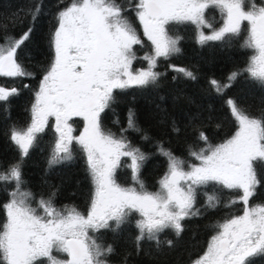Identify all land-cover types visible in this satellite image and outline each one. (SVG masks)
Instances as JSON below:
<instances>
[{"label": "snow or ice", "instance_id": "obj_1", "mask_svg": "<svg viewBox=\"0 0 264 264\" xmlns=\"http://www.w3.org/2000/svg\"><path fill=\"white\" fill-rule=\"evenodd\" d=\"M41 7L37 4L22 17H13V23L20 25L25 19L31 21L19 35L9 33L7 20L0 21V77L32 76L17 56L31 39ZM209 9L219 11V28L207 18ZM129 12L135 14L152 45L151 54L143 57L147 68L133 70L137 59L134 46L142 41ZM55 20L49 36L52 59L34 92L31 123L23 129L13 128L10 133L20 158L0 171V183L15 186L2 205L5 219L0 223V264H110L114 248L99 242L96 234L101 229L118 230L134 215L136 253L143 250L144 241L154 242L159 249L162 233L171 230L179 237L184 231L183 221L201 214L195 207L197 195L209 185L237 193L224 204L225 208L236 203H242L243 208L240 214L226 216L213 226L214 234L202 253L190 258V264H251L250 258L264 254V202L250 203L259 185L256 165L264 167V114L252 116L229 98L226 104L236 124L235 132L212 144L206 132L200 130L197 140L204 147L196 151L189 146L188 150L196 162L178 157L159 144L167 169L156 191H149L140 179V169L148 156L125 135L142 131L135 113L129 109L127 127L119 136L105 131L101 123V114L115 102V89L158 82L162 74L153 70L158 58L167 59L180 51L179 38L168 33V25L173 22L211 29L209 35L199 33L200 43L239 36L246 22L243 47L252 53L246 66L230 73L227 83L213 79L210 84L219 93L247 74L250 81L264 87V4L257 5L255 0H127L126 6L119 0H61ZM3 41H7L6 46ZM172 67L195 79L192 72ZM14 95H18L17 88L0 86V102ZM74 117L83 121L78 136L73 135ZM49 118L54 119L57 134L49 166L72 159L73 144L79 145L85 155L93 185L86 214L74 205L58 208L55 192L47 199L35 200L31 192L22 190L23 159ZM172 130L179 132L174 123ZM142 138L148 139L146 135ZM125 157L130 160L127 166L133 186H123L115 178ZM204 194L207 208L221 204L217 192ZM166 243L171 247L173 241Z\"/></svg>", "mask_w": 264, "mask_h": 264}, {"label": "trees", "instance_id": "obj_2", "mask_svg": "<svg viewBox=\"0 0 264 264\" xmlns=\"http://www.w3.org/2000/svg\"><path fill=\"white\" fill-rule=\"evenodd\" d=\"M63 2L67 3V0ZM119 2L127 6V0ZM255 2L257 5L264 4V0ZM37 4L42 7L34 22L31 39L22 46L17 56L18 61L32 76L0 77V86L18 89V95L10 97L6 102H0V171L7 169L20 158V152L11 141L10 133L13 128L23 129L31 123L34 92L52 59L49 36L55 27V16L61 4V0H0V21L7 20L9 33L14 31L16 35L27 29L31 21L25 19L23 25H20L13 23V17L18 14L22 17L24 12ZM128 15L142 41L141 45L134 46L137 59L133 61V70L147 68V61L143 57L151 54V42L144 36L135 14L129 12ZM206 16L214 27L219 28L222 25L218 10H206ZM200 32L209 35L211 29H198L190 22L170 23L168 33L179 38L180 51L167 59L158 58L153 69L162 74L158 82L142 87L133 85L126 89H115V102L101 114L102 128L119 136L121 129L127 127L129 109L135 113L137 126L142 131H128L125 135L133 146L148 156L140 169V179L149 191L158 189V181L167 169L166 158L158 151L159 144H163L164 148L178 157L196 162L189 157L188 150L189 146L196 151L204 147L203 142L197 140L200 130L206 132L212 144L222 142L235 132L236 124L226 104L229 98L234 99L239 107L252 116L259 117L264 114V87L250 81L247 74L239 76L230 87L219 93L210 84L213 79L225 84L230 73L246 66L252 54L251 50L243 47L247 35L246 22L242 25L239 36H229L224 40L200 43ZM2 43L6 46L7 41ZM172 66L192 72L195 79L187 78ZM173 123L179 129L178 133L172 130ZM75 127L79 128L77 122ZM56 135L51 121L43 132L36 134L34 145L22 162V190L31 192L35 200L41 197L47 199L55 192L54 203L58 208L74 205L86 214L93 185L85 155L79 145L73 144L72 159L50 167L49 159ZM144 135L148 139H143ZM128 164L130 160L122 158V165L115 173L116 180L123 186L134 184ZM256 167L259 185L257 194L250 200L251 204L264 202V167L260 164ZM14 187V184L0 183V223L5 219L2 205L9 200V193ZM205 191L217 192L221 197V204L214 209L207 208ZM236 195V192L221 189L218 185L200 189L195 207L201 214L183 221L184 231L179 237L171 230L162 233L159 249L154 242L144 241L143 250L136 253V215L118 230L101 229L96 235L99 242L104 245L111 244L114 248V253L109 257L110 264H190V258L202 253L208 239L214 234L213 226L222 222L226 216L241 213L242 203H236L230 208L224 207ZM168 240L173 241L171 247L166 243ZM250 261L251 264H264V254H258L250 258Z\"/></svg>", "mask_w": 264, "mask_h": 264}, {"label": "rangeland", "instance_id": "obj_3", "mask_svg": "<svg viewBox=\"0 0 264 264\" xmlns=\"http://www.w3.org/2000/svg\"><path fill=\"white\" fill-rule=\"evenodd\" d=\"M209 34H211V32ZM49 121H51V125H53V127H54V119L53 118H49ZM76 122H77V125L79 126V128L75 127V123ZM71 123H72L73 129H74L73 135H77L78 136L80 131H82V129H83V121H82V119L78 118V117H74L73 120L71 121ZM117 183H119V182L117 181Z\"/></svg>", "mask_w": 264, "mask_h": 264}]
</instances>
